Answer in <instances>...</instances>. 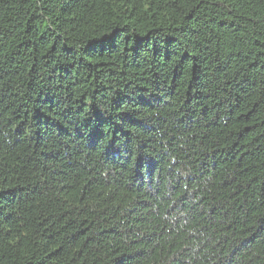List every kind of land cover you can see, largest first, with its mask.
<instances>
[{
  "label": "trees",
  "instance_id": "16d2710c",
  "mask_svg": "<svg viewBox=\"0 0 264 264\" xmlns=\"http://www.w3.org/2000/svg\"><path fill=\"white\" fill-rule=\"evenodd\" d=\"M0 264H264V0H0Z\"/></svg>",
  "mask_w": 264,
  "mask_h": 264
}]
</instances>
